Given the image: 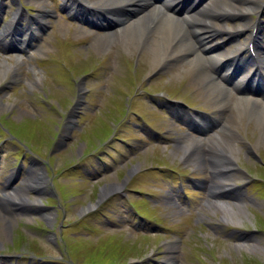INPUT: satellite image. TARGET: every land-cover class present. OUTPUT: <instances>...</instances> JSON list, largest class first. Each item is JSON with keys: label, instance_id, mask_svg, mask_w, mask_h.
<instances>
[{"label": "rangeland", "instance_id": "1", "mask_svg": "<svg viewBox=\"0 0 264 264\" xmlns=\"http://www.w3.org/2000/svg\"><path fill=\"white\" fill-rule=\"evenodd\" d=\"M208 1L185 4L200 7ZM72 3L0 0V35L18 13L12 33L29 34L23 36L27 47L18 44L22 52L0 46V61L9 65L5 76L0 74V190L10 185L5 178L21 150V158L37 159H23L21 179L11 186L22 185L25 168L42 167V162L50 185L41 194L27 190L32 204L25 208L35 212L21 211L23 201L0 199V211L8 214V224L0 218V263L153 264V259H173V264H264V123L248 113L235 118L236 170L229 174L234 180L230 188L211 191L204 182L213 172L211 163L194 164L181 150V140L188 137L194 113L203 115L195 127L209 135L229 112L220 116L206 97L188 63L189 53L154 63L147 51L153 35L133 45L121 28L116 38L98 45L94 37L118 29L115 23L105 11L74 9ZM256 8L246 18L259 21L263 48L264 0ZM119 9L127 18L135 12ZM238 19L217 20L230 21L226 27L231 28ZM247 34L231 39L218 32L203 42L226 50L245 42ZM241 71L237 66V75ZM226 92L236 95L234 84ZM68 114L78 116L76 124L66 122ZM63 127L71 131L70 141L63 139ZM55 130L60 148H52V157ZM206 142L200 146L205 151ZM221 203L233 210L218 209Z\"/></svg>", "mask_w": 264, "mask_h": 264}, {"label": "bare ground", "instance_id": "2", "mask_svg": "<svg viewBox=\"0 0 264 264\" xmlns=\"http://www.w3.org/2000/svg\"><path fill=\"white\" fill-rule=\"evenodd\" d=\"M256 2H259V0H210L206 4L204 3L202 7L191 6L187 9L184 6V0H73L72 3L76 8L93 7L106 11L110 17L115 19L113 22L118 29L96 35L94 41L98 45H105L111 39L116 38L120 30H124L129 35L125 38L129 39V43H133V45L135 42L146 41L150 34L153 35L151 48L147 51L153 55L154 63L162 62V60L164 62L166 59L178 57L177 55L182 53H189L188 63L196 70V82L205 86L206 97L216 105L219 112L231 108L232 111L228 118L224 119L223 124L219 126L218 131L211 132L207 137H202L199 133L190 134V137L181 140V149L185 157L190 156L192 153L191 159L196 165H204L205 158L209 159L213 169L209 182L211 190L229 186L231 181L234 180L229 174L236 170L233 162L234 153L238 149L236 127L233 128V126H236L234 125L235 118L241 119L243 114L248 113L247 116L264 123V76L260 71L261 68H264V61L252 57L253 63L250 60V66L252 65L254 69L251 67L245 70L236 81L237 85L235 87L240 95L230 97L223 88L215 83V80L219 78L230 81L232 79L230 74L232 64L238 62L237 64H240V67L243 68L248 63V56L245 55L248 50L235 45L232 50L216 51L211 44L206 41L203 42V40L206 36L218 32H223L226 36H236L248 27L257 29L258 23H253L246 18V15L250 13V9L256 8ZM123 7L127 8L128 11L135 12L132 16L128 15V18L120 16L116 11ZM230 15L239 17L238 23H233L231 28L226 27V24L230 21L217 20ZM217 23L220 25H217ZM6 29H8V26ZM255 37V34H249L247 39L254 40ZM183 39H187L186 43L180 45ZM23 42L25 40L20 41V43ZM255 48L256 51H259L258 43H256ZM19 49L23 48L19 47ZM19 58H22V54L18 56ZM207 60H211L210 66L206 65ZM221 61L225 62L223 68L218 67ZM7 68H9V65L0 61V74L4 73ZM2 76L5 75L2 74ZM244 91L248 92L247 96L242 95ZM257 92L262 94V98L253 97V94ZM203 140L207 141L204 144H207L208 151L197 150L200 149ZM28 174L29 177L25 179L26 185L33 182L34 178L35 182L39 183L40 180L35 177L33 170H30ZM26 195L27 192L24 186L16 187L12 192L6 194V198L3 199L8 204H13L17 200L27 202L28 200L24 199ZM221 204L223 207L218 209L233 210L230 204ZM5 215L8 214L0 211V218L5 224H8Z\"/></svg>", "mask_w": 264, "mask_h": 264}]
</instances>
